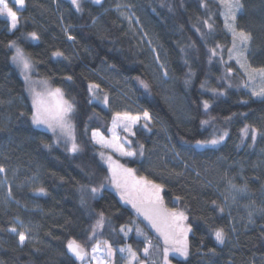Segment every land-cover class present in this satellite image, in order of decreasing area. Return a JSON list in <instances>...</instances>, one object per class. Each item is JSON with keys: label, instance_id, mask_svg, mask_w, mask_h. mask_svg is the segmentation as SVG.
Instances as JSON below:
<instances>
[{"label": "trees", "instance_id": "1", "mask_svg": "<svg viewBox=\"0 0 264 264\" xmlns=\"http://www.w3.org/2000/svg\"><path fill=\"white\" fill-rule=\"evenodd\" d=\"M241 3L238 26L251 34L252 64L264 67V0ZM119 8L138 18L156 48L167 91L154 50ZM19 17L12 31L0 18V167L15 178L11 199H0V264H79L67 252L70 240L88 251L99 240L129 244L141 254L145 240L121 231L137 224L162 248L108 184L104 152L161 185L166 207L187 216L188 257H174L176 264H264V215L248 221L244 211L227 207L223 195L226 177H240L255 195L264 189V97L246 92L232 61L226 68L235 80H222L226 56L212 51H227L232 40L219 0H80L79 10L71 0H26ZM12 44L29 57L33 75L60 88L73 106L77 152L33 123ZM89 85L107 92L112 105L94 102ZM115 101L139 105L153 118L149 129L137 127L133 136L141 158L112 154L92 139L93 130L107 133L121 110ZM245 126L257 131L255 140L245 138ZM222 130L224 142L203 156L197 142ZM19 221L37 226L35 239L19 242L11 231ZM217 229L225 234L223 243L215 238Z\"/></svg>", "mask_w": 264, "mask_h": 264}, {"label": "rangeland", "instance_id": "2", "mask_svg": "<svg viewBox=\"0 0 264 264\" xmlns=\"http://www.w3.org/2000/svg\"><path fill=\"white\" fill-rule=\"evenodd\" d=\"M79 1L80 0H78V3H79ZM7 3H8V7L12 8L13 11L17 12L18 24H19L20 12H22L26 8V0H24V6L22 8L19 5L15 4L13 2V0H7ZM117 10H118V13L121 16V18L129 26V28L133 29L138 35L140 34L143 39L148 41V43L150 44V46L154 50L155 56L157 58L158 67H159V70L161 73V77H160L161 82H162L161 84H162V86H164V89L167 91L168 87L166 85L167 84L166 80L168 79V74H167L166 67H165L164 63L160 60L156 48L152 45L150 40H148L147 35L144 32V29H143L142 25L140 24L138 18L127 8H119ZM225 11L226 10L223 7V13ZM239 12L237 13V16H238ZM0 18L2 20H4V23L9 28V31L14 30L11 28L10 20H8L4 16H0ZM223 18L225 21L224 15H223ZM229 22L231 23L230 20H229ZM18 24H17V26H18ZM235 26H236L237 30L242 29L238 26L237 18L235 21ZM227 32L230 35L231 40H232L231 45L227 49V51L222 50L221 47L212 51L213 55L216 54V55L221 57L223 52H224V54L226 56L227 60H225V59L222 60L223 69L225 72V75H223L222 80H224V82H226V84H229V85H232L233 81L235 80L234 70L226 68L227 64H229V62L232 61L233 64L235 66H237V69H238V71L236 73V79L238 78L237 74H240V76H241V80H240L241 86L245 88L246 92L251 97L262 98V96H253L251 93L254 89L259 90V88L262 85H264V81H262L259 77H257L255 80L250 81L248 79V75H247L245 69L241 68L240 64L237 63L235 53H233L232 58H229V49H231L233 46V37H232V35L228 29H227ZM245 32H247V31H245ZM12 47L14 49V53H13V57H14V55L16 54L17 48H19L20 50H21V48L15 44H12ZM22 53L28 59V61L30 63V68L28 70H24L22 65L18 64L16 61L13 60V57H12V63L18 69L21 77L23 78V80L26 84L27 92L30 96L32 103H33L34 94H40V95L44 96L48 92L54 91L58 87L53 86L46 79H41V78L35 77L33 75V70H34L33 69V63L31 62L29 57L23 51H22ZM253 53H254V49H253L252 41H250L249 46L246 50L247 65L249 66V71L251 69L264 68V67H256L252 64L251 56ZM26 77H27V79H26ZM124 80L128 84V81L126 79H124ZM102 91H104V90H102L99 86L91 89L92 100L94 102H98V103L102 104L104 107H109L110 105H112V103L110 102L111 99L109 98L110 96L108 95L107 92H102ZM61 92H62V90H61ZM62 94H63V92H62ZM105 97H107V103H105V100H104ZM63 99L66 100L64 97V94H63ZM115 102H117V103L119 102V105L121 102V105H120L121 110L119 112H116L113 115V117L110 121V125H109L107 133H103L99 129L93 130L92 131V139L100 147H102L104 150H108L112 154H116V155L121 156V157H133V156H122L120 154V152L116 151L115 147H108V146L102 145L100 143H97V140L103 139V141H105L106 144L112 142L113 118L116 116L117 113H120V114L127 113L132 117L138 116V117H140V119L137 120L136 123L130 124V130L129 131H125L123 125H119L115 129V133L119 137V140L116 141L115 143L118 146H122L125 151L134 152L135 153L134 156H138L137 155L138 152H137L136 148L133 147V136L135 135V130L137 127H140V126L149 129V123H151L153 121V118L148 111L143 110L142 107H140L139 105H136V104L131 105L130 102L125 103V105H124V103H122L123 101H115ZM145 111L148 112L150 119L144 118L143 114ZM68 124L71 127V136L68 134L67 131H61L59 128H56V130L53 131L51 128H48L46 125H37V124H35V125L38 126L39 128H41L42 130L50 132L52 134V137H53V140L55 143H61L62 142L63 146H66L67 148L70 149L72 143L75 142L73 107H72L71 113L68 116ZM145 125H147V126H145ZM94 132L98 134L96 139L93 138ZM252 132L253 131L248 130V133H247V135H249V134L251 135V140H253L252 139ZM255 132H256V138H257V135H258L257 131L255 130ZM247 135L244 134L245 138ZM221 136H223L224 138H223V140H220L219 143H217V144L210 143V141H212V140H219ZM225 137H226V131L222 130V131H220L219 134H215L213 137L210 138V140L206 141L207 143H205V142L198 143L197 148L199 151L204 152L203 156L207 157V156H209L208 154H210V155L213 154L212 152H207V151L208 150L211 151L212 149H210V148L218 147L220 144H222L225 140ZM259 153L264 156V150H262V151L260 150ZM142 156H143V153H141V151H140L138 157L141 158ZM109 157H111L110 154H106L105 152L103 153L104 161L108 165H109V163H108ZM111 159L113 160L112 157H111ZM206 160L207 159H204L203 162L206 163L207 162ZM114 161H116V160H114ZM121 165H123L125 168H128L124 164H121ZM0 174H1L0 175V199H2V198L3 199H11L10 188H11V185L15 182V178L9 179L8 176H6V174H5V170L0 172ZM134 174H135V177L137 179L145 178L141 175H138L135 171H134ZM145 179H147V178H145ZM148 181H150V180H148ZM151 182H153V181H151ZM221 182H222V186L224 184L223 195L226 197L225 202L227 204V207L231 211H232V209L238 213L240 211H244L245 214H247L246 218H248V221L251 220L252 216L255 214H258L259 216L264 215V189L262 190V192L260 194L255 195L247 188L246 185H244L242 183V179L240 177H230V178L226 177ZM33 183L38 184V180L34 179ZM153 183L158 184L155 182H153ZM108 184L119 195L121 201L124 204L133 208V205H132V203L129 202V199L133 198L135 196V193H131V196H130V193L128 191H125L123 188L118 189L116 187V185L112 182V173L111 172H110V180H109ZM160 196H161V191H160ZM171 210H173V209H171ZM175 211H179V210H175ZM179 212H181V211H179ZM18 224H19V227H13L16 229V232H14V233L18 236V238H19L20 232H23L25 234L26 238H25L24 242L29 240V239H35L36 238V228H37L36 225H34L32 223H24L21 221H19ZM184 224L189 226L186 221H184ZM13 228H11V229H13ZM123 229L124 230L122 232L125 234V236H128L129 234H131L134 231V233L137 237L143 238L145 240V248H148V252L145 253L144 252L145 248H144L142 253L138 254L129 244H122V245L114 246L108 240H99L88 251L87 259L83 260L79 264H130V256H129L128 251L127 250L124 252L120 251L121 248L128 249L129 247H131L132 251L136 253V257H137L135 260H131V264H166L165 257H164V249L167 246L163 245L161 248L160 244L157 243L154 239H151L149 237V235L144 231L143 227L138 225V224L135 227H126ZM190 232L188 233V236H189ZM188 236H187V241H188ZM19 242H20V240H19ZM23 243H21V244H23ZM107 245H111V248H112V255L111 256H109V254H108ZM97 246H99V247H97ZM94 248H97V251L93 252ZM174 257H182L185 259L188 256L184 257V256H181L180 254L170 250L168 253L167 264H176L174 261Z\"/></svg>", "mask_w": 264, "mask_h": 264}, {"label": "snow or ice", "instance_id": "3", "mask_svg": "<svg viewBox=\"0 0 264 264\" xmlns=\"http://www.w3.org/2000/svg\"><path fill=\"white\" fill-rule=\"evenodd\" d=\"M13 2L19 5L21 8L24 6V0H13ZM96 2L98 3L99 0H96ZM219 2L226 10L223 13L225 17V27L229 30L233 37V46L231 49H229V58H232L233 53H235L237 63L240 64L241 68L245 69L250 81L255 80L257 77L264 81V68L251 69L249 71V66L247 65L246 50L252 39L251 34L245 32L243 29L237 30L235 26L237 13L243 8L241 0H219ZM72 3L76 5L77 10H79L78 0H72ZM0 16H4L8 20H10L12 29H15L17 27V12L8 7L7 0H0ZM229 20L231 21V23L229 22ZM208 27L211 28L212 25L209 24ZM31 35L35 37V33H32ZM69 39H72V37H69ZM56 55H62V53H56ZM13 60L22 65L24 70H28L30 68L28 59L24 56L19 48H17ZM95 87H98V85H89L90 90ZM145 87H147V85H145ZM251 94L253 96L264 97V85H262L259 90L254 89ZM104 100L105 103H107V97H105ZM72 107L73 106L70 103L63 99V94L59 88L55 89L54 91L48 92L44 96L40 94H34V112L32 114V121L37 125H46L53 131H55L56 128H59L61 131H67L71 136V127L68 124V116L72 111ZM204 107H208L207 101L204 102ZM143 116L145 119H150L149 114L146 111L144 112ZM139 119L140 117H132L127 113H117L113 118L112 142L106 144L103 139H98L97 143L108 147H115L116 151L120 152L122 156H134V152L125 151L122 146H118L115 143L119 140V137L115 133V129L117 126L123 125L124 130L129 131L130 124L136 123V121ZM242 132L247 135L248 127L245 126V128L242 129ZM97 135L98 134L94 132L93 138L96 139ZM223 138L224 137L221 136L219 140H212L210 141V143L217 144L220 142V140H223ZM255 138L256 132L255 130H253L252 139L255 140ZM197 143L201 142L198 141ZM78 150L79 146L75 142H73L70 151L77 152ZM101 155L103 156V153H101ZM108 163L109 170L112 173V182L118 189L123 188L125 191H128L130 193V196L131 193H135V196L133 198H130L129 202L132 203L133 207L136 208L137 211L143 212L145 217L152 223V226L156 228L157 231L160 232L164 237L165 244L167 245V247H165L164 249L166 264L168 253L170 250L180 254L181 256L187 257V236L191 231V227L184 224V221L187 220V216L183 212L168 210L164 207L162 197L160 196L162 186L154 184L153 182L148 181L145 178L137 179L135 177L133 169L125 168L118 162L113 161L111 157L108 158ZM2 171H4V169L0 167V172ZM39 191L43 192L44 189H39ZM92 191L95 192L97 191V189L93 188ZM123 230L124 229L122 228L121 231ZM11 231L16 232V229L13 228L11 229ZM224 235L225 234L222 229H217L215 231V238L220 243H223ZM25 238V234L23 232H20L19 240L21 243L24 242ZM68 248L78 257H82L84 255L83 249L75 241H70L68 244ZM107 250L109 256H111V245H107ZM126 250L129 253L131 264V260H135L137 258L136 253L132 251L131 247H129L128 249H120L121 252H124ZM95 251H97V248L93 249V252ZM144 252L147 253L148 248H145Z\"/></svg>", "mask_w": 264, "mask_h": 264}, {"label": "water", "instance_id": "4", "mask_svg": "<svg viewBox=\"0 0 264 264\" xmlns=\"http://www.w3.org/2000/svg\"><path fill=\"white\" fill-rule=\"evenodd\" d=\"M163 205H164V207H165L166 209H168L164 203H163ZM133 209L136 211L137 215L139 216L140 220L142 221V223H143V225L145 226V228L147 229V231H148L151 235H153L154 237L158 238V239L162 242V244H163L164 246H167V245L165 244L164 237L161 235L160 232L157 231L156 228H154V227L152 226V223H151V222L145 217V215L143 214V212H141V211H137V209L134 208V207H133ZM168 210H169V209H168ZM70 241H75V240H70ZM70 241H69V242H70ZM69 242H68V244H69ZM75 242L81 246V248L83 249L84 255H83L82 257H78L75 253H73L72 251L69 250V248H68V244H67V252H68V254H69L71 257H73V259H74L76 262L81 263L83 260L87 259V257H88V250H87L83 245H81L80 243H78L77 241H75Z\"/></svg>", "mask_w": 264, "mask_h": 264}]
</instances>
